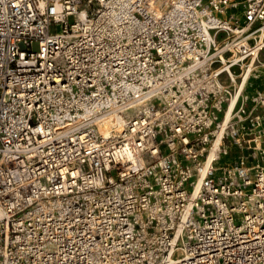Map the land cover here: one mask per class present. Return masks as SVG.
Listing matches in <instances>:
<instances>
[{
  "label": "built area",
  "instance_id": "built-area-1",
  "mask_svg": "<svg viewBox=\"0 0 264 264\" xmlns=\"http://www.w3.org/2000/svg\"><path fill=\"white\" fill-rule=\"evenodd\" d=\"M0 264H264V0H0Z\"/></svg>",
  "mask_w": 264,
  "mask_h": 264
},
{
  "label": "bare ground",
  "instance_id": "bare-ground-1",
  "mask_svg": "<svg viewBox=\"0 0 264 264\" xmlns=\"http://www.w3.org/2000/svg\"><path fill=\"white\" fill-rule=\"evenodd\" d=\"M137 110V100L127 103L121 106L120 108L107 112L106 114H103L102 116L97 118L96 127L101 133L108 134L109 132L116 130L120 126V123L125 121L130 115L135 113ZM85 117L86 116H83L82 114L70 116L66 127L68 129H71L76 125L83 123L86 119Z\"/></svg>",
  "mask_w": 264,
  "mask_h": 264
},
{
  "label": "rangeland",
  "instance_id": "rangeland-1",
  "mask_svg": "<svg viewBox=\"0 0 264 264\" xmlns=\"http://www.w3.org/2000/svg\"><path fill=\"white\" fill-rule=\"evenodd\" d=\"M260 83H261V82H259L258 79H255V78H251V79H249L248 82H247L246 92H247L248 94H250V93L253 92V90H256L257 88H258V89L261 88V87H259V84H260ZM233 158H234V157H233ZM233 160H234V159L230 160V162H231V161L233 162Z\"/></svg>",
  "mask_w": 264,
  "mask_h": 264
}]
</instances>
